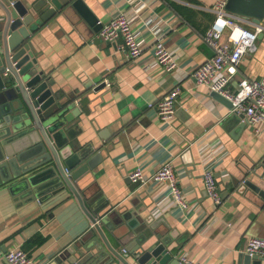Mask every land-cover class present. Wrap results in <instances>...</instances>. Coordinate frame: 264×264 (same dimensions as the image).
<instances>
[{
    "label": "crops",
    "instance_id": "0c3cea01",
    "mask_svg": "<svg viewBox=\"0 0 264 264\" xmlns=\"http://www.w3.org/2000/svg\"><path fill=\"white\" fill-rule=\"evenodd\" d=\"M84 1L103 24L120 13L132 16L144 52L130 59L125 44L97 43L95 36L81 33L63 16L34 35L31 41L41 68L55 79L59 93L84 98L78 102L83 111L81 140L86 143L93 137L102 145L103 157L92 173L82 176L75 194L64 190L44 202L20 204L0 187L1 249L21 248L37 264H68L58 257L79 239L99 236L98 223L110 234L99 214L109 207H140L170 234L178 258L186 256L199 264H237L246 254L249 237L264 238L263 204L238 193L235 186L248 172L251 175L250 167L264 161V123L260 133L250 124L243 129L227 127L231 108L193 76L196 67L214 54L204 35L215 19V0ZM157 34L177 62L172 71L154 60ZM263 75L264 29L229 89L236 91L241 78ZM102 82L105 89L94 92ZM176 85L180 88L176 116L163 123L150 104ZM208 145H217L214 171L224 199L219 207L204 188L201 159ZM167 161L176 168L186 208L174 203L164 183L143 181L134 192L130 190L131 173L140 169L148 177ZM114 246L124 249L116 240Z\"/></svg>",
    "mask_w": 264,
    "mask_h": 264
},
{
    "label": "water",
    "instance_id": "95a60500",
    "mask_svg": "<svg viewBox=\"0 0 264 264\" xmlns=\"http://www.w3.org/2000/svg\"><path fill=\"white\" fill-rule=\"evenodd\" d=\"M226 8L256 25L264 21V0H228ZM61 16L81 33L85 30L95 36L97 43L125 44L121 34L115 42L99 36L104 24L84 0H0V187L7 188L20 204L44 202L64 190L75 194L82 176L92 173L103 157L104 149L93 137L86 143L81 140L83 111L78 102L84 98L59 93L55 79L41 68L31 41L52 21L60 22ZM105 87V82L99 83L94 92ZM84 96L92 98V94ZM214 97L233 110L230 99L219 92ZM247 125L244 113L233 112L227 118L229 128ZM250 169L251 175L248 172L242 183L235 184L237 192L260 199L264 208V161ZM127 182L133 192L142 183L130 177ZM105 206H98L97 213ZM99 216L100 222L109 225L110 234L98 223L99 236L79 239L58 261L184 264L171 247L170 234L146 208L109 207ZM114 240L125 251H118ZM237 264H264V259L246 253Z\"/></svg>",
    "mask_w": 264,
    "mask_h": 264
},
{
    "label": "built area",
    "instance_id": "2783aa9c",
    "mask_svg": "<svg viewBox=\"0 0 264 264\" xmlns=\"http://www.w3.org/2000/svg\"><path fill=\"white\" fill-rule=\"evenodd\" d=\"M228 0H215L212 11L215 19L204 35V41L210 46L214 54L201 63L193 71L197 83L207 85L212 91L219 92L233 103V112L244 113L250 125L260 133L264 123V75L259 78H241L238 89L232 92L230 83L238 73V67L254 48L263 31L261 25L251 20L229 12L226 8ZM139 7L136 8V11ZM133 17L120 13L105 23L99 32L104 40L115 42L121 34L124 37L127 55L130 59L140 57L143 52V42L140 33L133 28ZM229 29L225 34V30ZM153 57L156 64L163 66L167 71L175 69L177 62L173 54L165 47L164 39L154 35ZM180 88L176 85L170 89L156 104L150 107L156 109L160 121L170 123L176 116V100ZM217 145H208L202 154L203 181L208 197L216 207L223 204L224 199L218 184L214 163L216 155L213 149ZM132 181L158 182L168 186L173 201L179 207L186 208L187 203L179 183L176 168L171 161L165 162L155 173L146 176L140 169L129 176ZM125 251V249H123ZM245 252L251 256H260L264 259V238L252 236L247 239ZM0 258L4 264H37L29 254L21 248L4 251L0 247ZM184 264H199L197 261L180 256Z\"/></svg>",
    "mask_w": 264,
    "mask_h": 264
},
{
    "label": "rangeland",
    "instance_id": "374dc122",
    "mask_svg": "<svg viewBox=\"0 0 264 264\" xmlns=\"http://www.w3.org/2000/svg\"><path fill=\"white\" fill-rule=\"evenodd\" d=\"M228 31H229V29L227 28V29L225 30V34L228 33ZM237 89H238V88H237Z\"/></svg>",
    "mask_w": 264,
    "mask_h": 264
}]
</instances>
